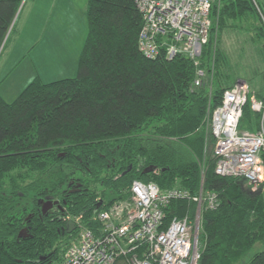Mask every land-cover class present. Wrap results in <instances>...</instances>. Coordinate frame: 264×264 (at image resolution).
Segmentation results:
<instances>
[{
  "label": "trees",
  "instance_id": "1",
  "mask_svg": "<svg viewBox=\"0 0 264 264\" xmlns=\"http://www.w3.org/2000/svg\"><path fill=\"white\" fill-rule=\"evenodd\" d=\"M21 2L0 0V43ZM86 17L75 76L35 78L10 102L0 95V264L58 260L74 233L67 221L87 219L99 199H123L137 178L217 194L215 209H201L197 264H264V190L215 173L206 121L237 81L223 33L242 35L264 58L258 2L213 0L208 42L196 60L142 55L135 0H87ZM197 70L203 75L194 85ZM252 95L264 101V92L249 89L239 130L256 131L262 118L264 125ZM260 158L264 165V150ZM148 167L155 170L145 173ZM47 200L57 204L42 212ZM195 208L172 201L165 222L185 213L193 219Z\"/></svg>",
  "mask_w": 264,
  "mask_h": 264
},
{
  "label": "built area",
  "instance_id": "2",
  "mask_svg": "<svg viewBox=\"0 0 264 264\" xmlns=\"http://www.w3.org/2000/svg\"><path fill=\"white\" fill-rule=\"evenodd\" d=\"M213 0H135L142 17L137 44L145 57L173 58L177 54L195 60L208 42ZM197 64V61L195 62ZM194 85H199L197 70ZM249 87L237 82L224 90L221 104L211 113L209 129L214 137L215 173L242 177L252 191L264 186V125L256 131L239 130ZM250 107L264 116V101L250 97ZM256 189V190H254ZM196 204L193 219L185 213L165 222V208L172 201ZM215 192L196 194L179 186L162 187L154 179H134L127 195L106 204L98 200L92 214L73 219L74 233L61 257L48 264H197L198 230L203 206L215 209Z\"/></svg>",
  "mask_w": 264,
  "mask_h": 264
},
{
  "label": "rangeland",
  "instance_id": "3",
  "mask_svg": "<svg viewBox=\"0 0 264 264\" xmlns=\"http://www.w3.org/2000/svg\"><path fill=\"white\" fill-rule=\"evenodd\" d=\"M256 1L264 12V0ZM86 3L87 0H22L0 43V95L6 101L14 100L35 78L52 82L76 75L88 31ZM235 33L227 30L221 37V46L229 52L228 65L235 70L233 78L246 81L254 93L264 92L263 54L258 46L250 50L244 37ZM210 115L206 119L208 127ZM258 189L264 190V186Z\"/></svg>",
  "mask_w": 264,
  "mask_h": 264
},
{
  "label": "water",
  "instance_id": "4",
  "mask_svg": "<svg viewBox=\"0 0 264 264\" xmlns=\"http://www.w3.org/2000/svg\"><path fill=\"white\" fill-rule=\"evenodd\" d=\"M153 170H155L154 167H148L147 169H145V173L151 172ZM56 203H57L56 201L52 202L51 200L45 201L42 206V212H46L48 209H50L53 206V204H56ZM65 229L67 233H71L74 229V223L70 220L67 221Z\"/></svg>",
  "mask_w": 264,
  "mask_h": 264
},
{
  "label": "crops",
  "instance_id": "5",
  "mask_svg": "<svg viewBox=\"0 0 264 264\" xmlns=\"http://www.w3.org/2000/svg\"><path fill=\"white\" fill-rule=\"evenodd\" d=\"M256 49V48H255ZM251 52V51H250ZM237 81H244V80H240V79H238ZM244 82H246V81H244Z\"/></svg>",
  "mask_w": 264,
  "mask_h": 264
},
{
  "label": "bare ground",
  "instance_id": "6",
  "mask_svg": "<svg viewBox=\"0 0 264 264\" xmlns=\"http://www.w3.org/2000/svg\"><path fill=\"white\" fill-rule=\"evenodd\" d=\"M73 231H74V230H73ZM73 231H72V232H73Z\"/></svg>",
  "mask_w": 264,
  "mask_h": 264
},
{
  "label": "flooded vegetation",
  "instance_id": "7",
  "mask_svg": "<svg viewBox=\"0 0 264 264\" xmlns=\"http://www.w3.org/2000/svg\"><path fill=\"white\" fill-rule=\"evenodd\" d=\"M57 204V203H56Z\"/></svg>",
  "mask_w": 264,
  "mask_h": 264
}]
</instances>
